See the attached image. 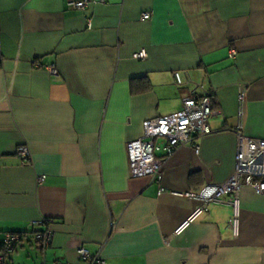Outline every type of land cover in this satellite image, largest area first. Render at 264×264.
<instances>
[{
  "label": "crops",
  "instance_id": "1",
  "mask_svg": "<svg viewBox=\"0 0 264 264\" xmlns=\"http://www.w3.org/2000/svg\"><path fill=\"white\" fill-rule=\"evenodd\" d=\"M71 1L0 0V243L21 235L7 263L86 264L83 247L108 264H264V193L246 185L235 235L221 203L173 235L199 204L186 193L233 173L237 126L264 140V0ZM197 85L213 92L210 132L194 138L198 153L164 158L158 194L150 176H130L127 142ZM39 219L45 249L31 237Z\"/></svg>",
  "mask_w": 264,
  "mask_h": 264
},
{
  "label": "built area",
  "instance_id": "2",
  "mask_svg": "<svg viewBox=\"0 0 264 264\" xmlns=\"http://www.w3.org/2000/svg\"><path fill=\"white\" fill-rule=\"evenodd\" d=\"M106 0H79L71 1L69 6L82 10L92 3H105ZM150 13H142L141 19H149ZM90 27V20L87 23ZM146 53L141 50L133 55L134 58H143ZM229 55H235L234 50ZM51 73L56 71L50 67ZM177 86H182L180 73H173ZM238 99L243 100V92L240 91ZM213 92L197 85L196 89L182 99V107L179 111L146 119L142 122L141 135L126 145V152L131 177L150 176L158 187V194L166 191L162 185L163 161L171 155L177 147L191 144L198 153L199 146L193 142L194 138L202 137L210 132L208 118L216 113L213 108ZM235 166L231 176L224 182L217 184H205L197 193L187 192L186 195L199 202L174 229L173 235L181 234L194 220L207 211L209 203H221L229 205L233 210V217L229 222L233 234H236L238 209L240 201V189L243 185L251 187L258 194L264 193V140L244 135L241 126L235 129ZM158 140H161L158 142ZM16 153L23 160L29 156L25 145H19ZM161 153V154H157ZM44 176L38 177V182L43 181ZM47 219H39L32 223V239L45 249L52 240V233L46 226ZM21 240L20 234L6 233L3 242L0 243V264H7L8 256ZM77 254L86 264H108L99 255L91 254L87 249L80 247ZM52 264H73L69 261L56 260Z\"/></svg>",
  "mask_w": 264,
  "mask_h": 264
},
{
  "label": "trees",
  "instance_id": "3",
  "mask_svg": "<svg viewBox=\"0 0 264 264\" xmlns=\"http://www.w3.org/2000/svg\"><path fill=\"white\" fill-rule=\"evenodd\" d=\"M139 81H141L142 83L138 86V88H136L135 81H132V83H131V91L132 92H137V91H140V90H146L149 87V84H148V81H147L146 78L145 79H141ZM139 81H137V82H139ZM212 105H213V103H212ZM213 108H214V106H213Z\"/></svg>",
  "mask_w": 264,
  "mask_h": 264
}]
</instances>
